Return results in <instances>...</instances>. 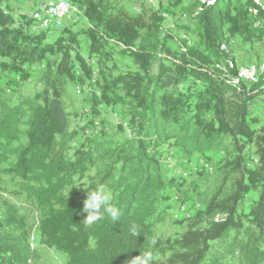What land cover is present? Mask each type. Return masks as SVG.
I'll list each match as a JSON object with an SVG mask.
<instances>
[{"label": "trees", "instance_id": "1", "mask_svg": "<svg viewBox=\"0 0 264 264\" xmlns=\"http://www.w3.org/2000/svg\"><path fill=\"white\" fill-rule=\"evenodd\" d=\"M71 1L83 5L89 24L65 27L49 39L50 29L31 30V16L15 24L0 0V175L18 178L33 199L40 243L64 255L65 264H128L148 247L145 235H155L153 264H264V123L249 109L264 93V72L249 82L237 79L227 45L235 37L264 38V4L171 0L172 9L179 5L192 20L185 28L194 35L191 41L162 25L160 10L130 14L106 0ZM115 58L126 59L131 68L106 75ZM34 64L33 92H16ZM75 83L88 85V123L103 107L125 105L133 136L82 130L85 139L68 159L75 132L69 130L64 97ZM98 123L104 126L103 119ZM164 145L207 161L210 154L224 153L215 184L209 190L194 183L180 187L161 160ZM91 169L97 174L79 189L74 177ZM97 185L106 186L122 215L89 227L83 201ZM172 189L193 214L180 233L167 238L155 227L165 219ZM2 206L0 264H30L35 254L24 223ZM133 226L139 234L130 232Z\"/></svg>", "mask_w": 264, "mask_h": 264}, {"label": "rangeland", "instance_id": "2", "mask_svg": "<svg viewBox=\"0 0 264 264\" xmlns=\"http://www.w3.org/2000/svg\"><path fill=\"white\" fill-rule=\"evenodd\" d=\"M47 1L49 0H5V3L6 7L11 11V14H13L15 18V24H19L21 21L18 17L23 16L27 18L28 16H32L34 11L43 7ZM106 1L112 6V8H121L123 11L130 14L136 13L140 8L160 10L163 12L164 16L162 25L167 27L170 26L173 32L181 39L186 36L187 40H195L194 35L191 32H185V28H191L192 20H190L187 15H182L178 11L179 5L172 9L171 0ZM192 1L193 0H181L180 4H187ZM256 1L264 4V0ZM73 4L77 7V10L71 12L64 19L63 26L59 28V30L54 28L49 30V39L54 38V36L65 27L77 30L78 28L86 27L89 24L83 17V5H79L78 2H74ZM0 5L3 6V3H0ZM252 13L255 12L252 11ZM78 41L85 60H88L89 58L86 55V43L84 38L80 36L78 37ZM227 45L230 46L229 56L235 60L237 69L239 67L246 68L248 65H257L260 62H264V38L259 42H247L246 40L242 41L240 37H235L228 40ZM125 60L126 59L124 58L109 60L107 63L108 68L104 70V73L106 75L110 72L114 74L117 71H124L129 67L131 68V65ZM113 64L117 70H114L112 66ZM32 68L30 79L23 82L22 85L17 88L16 92L21 94H31L33 92L38 68L36 64H34ZM37 88L39 87L37 86ZM67 88V95L64 97V101L69 114V130L75 132V136L68 142L69 147L66 150L68 159L71 158L73 160L75 158L74 149L85 139L84 134L95 135L102 129L110 138L133 136L134 129L130 127L129 116L126 115L128 113L127 106L117 104L112 107H103L101 108L99 116H94V123L91 124L87 122V116H85L89 104L85 100V96L88 94L87 83L83 85L79 83H75L74 85L70 84ZM249 109L252 114L258 116L261 122L264 123V93L256 96L250 101ZM100 119H103L104 121L103 127L98 123ZM117 123H120L121 127H117ZM82 130L84 131V134L82 133ZM159 154L163 164L168 168V176L174 177L183 189H191L195 184L199 186L198 190H209L215 184L218 177L216 167L219 163H222L221 159L225 156L222 152L213 153L208 156L209 158L207 161L204 156H199L197 153L186 155L183 154L179 148H169L166 145L160 149ZM214 173L217 174L214 176ZM96 174V171L91 169L88 173L83 175L82 178H77L75 176L73 179L75 182L74 184L79 189L85 188ZM2 204L10 208L24 223L26 232L28 233L29 248L34 250L35 254V260L30 264H65L64 255L53 248L46 247L39 241L36 226L39 212L37 211L33 199L21 190L18 178L4 173L0 175V209L1 207H4ZM165 208V219L162 223L156 225L155 230L160 236L168 238L183 230L182 226L184 225L185 220L192 216L193 209L191 204L185 201L183 202L179 192L173 189L167 192ZM195 208H199V205H195Z\"/></svg>", "mask_w": 264, "mask_h": 264}, {"label": "clouds", "instance_id": "3", "mask_svg": "<svg viewBox=\"0 0 264 264\" xmlns=\"http://www.w3.org/2000/svg\"><path fill=\"white\" fill-rule=\"evenodd\" d=\"M82 211L86 213L83 223L89 227L106 217L110 218L113 223L119 220L122 215L120 209L112 203L111 194L104 185H97L94 190L87 191ZM130 232L136 235L140 231L137 226H133ZM145 241L148 247L144 251H140L139 255L133 257L128 264H153V251L151 249L156 246L157 237L145 235Z\"/></svg>", "mask_w": 264, "mask_h": 264}, {"label": "bare ground", "instance_id": "4", "mask_svg": "<svg viewBox=\"0 0 264 264\" xmlns=\"http://www.w3.org/2000/svg\"><path fill=\"white\" fill-rule=\"evenodd\" d=\"M59 4L62 6H70V0H49L39 10H35L31 16V26H30L31 30L37 31V30L47 29V28L48 29H51V28L57 29V27L61 28L63 26L64 19L71 12H73L74 10H77V7L74 6V7H71L70 11H67V7H57ZM43 10H47L48 15H63V20H56V24L54 22H46L44 25L36 26V24H34L33 21H45V13L43 12ZM249 67H261V68L259 70H256L255 72H252V74L250 75H244V78L240 77V73H237V79L249 82L255 79L257 73L264 72V62H260L257 65L252 64ZM243 68L244 67H239L237 69V72L243 70Z\"/></svg>", "mask_w": 264, "mask_h": 264}, {"label": "built area", "instance_id": "5", "mask_svg": "<svg viewBox=\"0 0 264 264\" xmlns=\"http://www.w3.org/2000/svg\"><path fill=\"white\" fill-rule=\"evenodd\" d=\"M57 7H67V11H70L71 7H74L73 2L70 0V6H62L58 5ZM45 13V21H33L36 26L44 25L46 22H54L56 24V20H63V15H48L47 10H43ZM57 30H59V27H57ZM261 67H246L243 68V70L238 71L237 73H240V77L244 78V75H250L252 72H255L256 70H259Z\"/></svg>", "mask_w": 264, "mask_h": 264}]
</instances>
